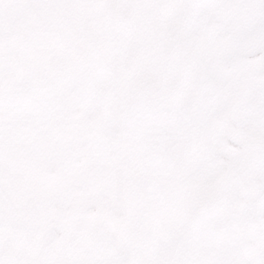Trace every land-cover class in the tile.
<instances>
[{
    "label": "snow or ice",
    "instance_id": "snow-or-ice-1",
    "mask_svg": "<svg viewBox=\"0 0 264 264\" xmlns=\"http://www.w3.org/2000/svg\"><path fill=\"white\" fill-rule=\"evenodd\" d=\"M0 264H264V0H0Z\"/></svg>",
    "mask_w": 264,
    "mask_h": 264
}]
</instances>
